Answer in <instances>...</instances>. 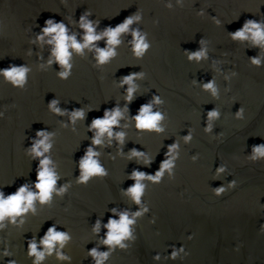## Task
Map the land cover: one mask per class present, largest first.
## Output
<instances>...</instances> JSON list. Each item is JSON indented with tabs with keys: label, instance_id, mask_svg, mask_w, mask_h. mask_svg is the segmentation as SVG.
<instances>
[{
	"label": "water",
	"instance_id": "95a60500",
	"mask_svg": "<svg viewBox=\"0 0 264 264\" xmlns=\"http://www.w3.org/2000/svg\"><path fill=\"white\" fill-rule=\"evenodd\" d=\"M129 19L109 45L105 33ZM249 21L264 31V0H0V194L38 195L44 159L56 177L48 202L0 221V264H264V156L255 151L264 149V41L250 31L232 39ZM58 24L70 38L68 67L54 55L55 33L44 32ZM85 24L101 39L78 53L71 38L84 45ZM137 39L148 45L140 56ZM13 68L25 70L22 85L4 77ZM144 106L163 131L136 129ZM115 111L113 135L95 144L93 121ZM89 149L106 174L82 182ZM137 183L139 204L129 192ZM123 214L134 221L129 237L105 244ZM49 229L68 237L50 255Z\"/></svg>",
	"mask_w": 264,
	"mask_h": 264
},
{
	"label": "clouds",
	"instance_id": "9594fccd",
	"mask_svg": "<svg viewBox=\"0 0 264 264\" xmlns=\"http://www.w3.org/2000/svg\"><path fill=\"white\" fill-rule=\"evenodd\" d=\"M49 24H51V21H48ZM132 23V20H127L123 25L118 26L115 30H110L105 33V35L108 37V44L109 45H117L119 41L117 40V37L120 35V33L126 32L128 29V26ZM84 27L86 28L87 35L85 37L86 43L84 45H81L75 41L74 38H71V48L75 49L76 52H81L83 47H87L89 44H91L93 41H97L101 39L100 36L93 35V28L90 24H85ZM251 32L252 37L257 42L264 41V31L261 30V26L257 23H254L252 21H249L246 25L244 30L236 32L233 36V40H244L247 37L245 36L246 32ZM44 32L46 35L55 33L54 41L56 43V50L54 52V55L56 56L59 63L65 67H68L69 62V56L70 53L68 51L69 48V37L66 36V29L62 24H58L55 26L46 27L44 29ZM148 48V45L144 43L143 39H137L135 43V53L137 56L142 55L146 49ZM114 55L113 50L110 48L107 51H99L98 60L100 64L105 63L110 57ZM203 53L196 54L195 58L199 59L200 56H202ZM253 64H258V60H253ZM4 77L11 81L13 85L19 86L24 83L25 80V70L24 69H16L13 68L9 71H5L3 73ZM62 77H67L68 72L61 73ZM132 77H127L124 80V83L131 84ZM208 89H212V84H208L205 86ZM133 89L129 88L127 93V101L131 102L133 98ZM214 91V90H213ZM160 101L157 99L156 103H159ZM83 115L82 112L75 113L73 119H76L78 117H81ZM120 112L115 111L114 114H112L110 117L105 119H95L91 125V128L97 129L98 134L96 138L94 139V143L99 145L101 143L100 136H102L104 133H107L109 137L113 135L111 128L117 124L118 118L120 117ZM217 112L213 111L209 113V119L215 118L217 116ZM107 116V114H106ZM162 116L159 113L156 114H150V107L144 106L142 107L140 114L134 117L135 120V126L138 131H155V132H161L163 129H161L158 126L159 121H161ZM42 135V134H41ZM46 139V138H45ZM117 139L120 141H123L124 135L123 133L117 134ZM192 139L191 135L185 137V141L188 142ZM43 147L44 152H47L49 150V145L45 144L44 141H41L40 144L37 145V148ZM174 150V149H173ZM35 151V149H34ZM256 153L259 156H264V149L257 148L255 149ZM35 155L37 157L41 156L42 153L39 151L35 152ZM96 155V153L92 152L91 149L88 150L87 158L82 161L81 168L83 169V175L81 177L82 182H86L89 180L90 177L93 176H103L106 173L104 172V169L98 164L96 160L93 159V156ZM133 155H139L135 151L133 152ZM49 160L44 159L41 162V166L43 168L42 171L38 172V180L39 182L35 185L36 189H38V195H34L30 192L26 193V189L24 187H21L18 192L14 195H10L7 199H4L2 194H0V221H3L6 217L13 218L12 222L15 223L14 218L17 216H21L24 213H26L30 208L33 206V201L36 199H39L41 204H44L49 201L51 194L54 190V185L56 183V177L54 174L49 170ZM163 169H170L171 163H164ZM220 171H223V169H220ZM135 179L137 181L144 179V175L141 173H134L133 174ZM162 173H157L155 176V180L159 181ZM149 179H153L152 177H149ZM63 191V189L61 190ZM225 189L223 187L216 189L215 194L217 196L224 193ZM131 196L134 198L135 202L137 204L140 203V198L143 192V186L139 183H137L134 187H132L129 190ZM137 216L140 215V213H136ZM133 220L128 218L127 214H123L120 217L119 222L116 221H110L109 224L106 226L109 229L107 239L104 241L105 244L109 246H115L119 245L123 247L121 242L129 237L130 235V225L133 224ZM98 227V225H97ZM68 239L67 235L55 232L54 229H49L48 234L46 238L42 241L44 247L47 249L48 254L50 255L53 249V245L55 242H59L61 246H63V243ZM30 253L29 255L35 256L37 262L44 259L45 253L43 252H37L36 245L33 243L30 246ZM8 253L5 252V256H7ZM92 256L96 257L97 253L93 249ZM108 256V253L101 254L99 256V260L102 261L106 259ZM173 258L176 256V253L173 252L172 254ZM63 259V257H60ZM156 259H159L157 256Z\"/></svg>",
	"mask_w": 264,
	"mask_h": 264
}]
</instances>
